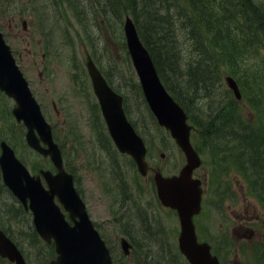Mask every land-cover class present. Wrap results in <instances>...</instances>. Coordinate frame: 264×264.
Wrapping results in <instances>:
<instances>
[{
  "label": "rangeland",
  "instance_id": "1",
  "mask_svg": "<svg viewBox=\"0 0 264 264\" xmlns=\"http://www.w3.org/2000/svg\"><path fill=\"white\" fill-rule=\"evenodd\" d=\"M98 1L102 0H94L90 5L101 11L102 5L96 7ZM134 1L139 4L138 0H108L104 11H101L103 16L99 15L92 20L88 17L84 0H53L52 5L48 4L49 0H0V26L15 51L18 65L28 79L35 97L54 129L58 143L63 146L66 166L73 172L75 184L87 204L92 220L101 226L108 227L109 232L104 228L103 234L113 249L114 258L119 264H159V252L165 246H170L173 259L184 262L177 252V239H174L179 233L177 217L156 204L148 177H141L137 174L128 158L122 157L116 150H112L113 154H111L98 142L97 135H93L88 102L94 99L90 95L91 81L86 65L81 72H73L69 65L71 58L79 64H81L80 60L87 56L91 58L106 77L124 93L130 119L151 145V167L167 173L165 175L177 173L184 166L185 157L169 133L159 130L149 115L138 89L139 82L135 71L133 68L129 69V63L131 67L132 63L128 56L126 58L125 44L121 40L126 16L135 15L137 24L142 28L147 27L145 11L142 5L140 8L137 7ZM144 1L148 0H142V3ZM255 1L259 4L264 2V0ZM116 8H118V13L117 11L114 13ZM24 22L25 31L23 30ZM50 29L55 36L51 33L46 34ZM179 40V46L186 45L184 37ZM52 42H54L53 46ZM67 43L70 46H67ZM191 48L196 52L195 48L192 46ZM232 51L236 56L235 63H227L221 67L219 90L223 97L222 101L226 102V110L222 114L228 116L234 113L240 116V120L247 117L245 119L247 125L261 127L264 114H261L262 121L258 123L254 109L264 110L262 108L264 78L256 77V75L254 77L251 71L257 70L258 74L262 70L257 64L243 66L237 48ZM43 52H46L47 56ZM186 61L183 59L184 64ZM231 78L236 79L241 85L240 91L243 98L241 97L240 101L236 100L233 92H230L232 91L229 89ZM245 78L252 79L255 92L244 85ZM80 85H86L88 96H82ZM56 101L68 104L67 111L62 112V110L58 111L59 108H54L53 102ZM195 101L196 99H193V103ZM7 108V102L3 100V95L0 93V123L5 128L3 133H7L5 130L12 123L16 128L15 133L20 135L23 128L11 118L10 123H7L3 116ZM191 115L196 118L200 116V113L192 109ZM63 119L65 124L62 123ZM193 124L197 130L196 147L202 154L204 163H207L209 168L212 167L213 184H218L219 176L222 184L225 183L224 181H229L225 183L222 190L214 187V193H216L214 202L223 208L221 212L211 213L208 226L219 227L228 221L227 214L230 208L241 204H257L253 198L246 195V184L239 177V170L241 171L244 166L239 165L237 161L246 156H257L256 158L264 159V147L260 145L255 152L250 151L233 141L230 138L232 132L223 128L219 129L221 135L213 136L212 140L207 143L206 137H202L203 131L197 124ZM258 138L263 140L264 134H259ZM20 152L24 154L22 147H20ZM168 158L170 161L167 163ZM26 159L34 163L37 169L50 168L47 160ZM208 171L207 166H203L200 175ZM242 175L248 180L249 186H253L251 190L254 197L261 201L262 195L255 189V179L252 173L242 172ZM118 182L121 184V189ZM207 182L205 179L206 184ZM139 193L142 196V207L150 209L144 213L150 216L146 224L139 219L142 214L136 212L131 213V217L123 220L121 218L119 223L110 221V209L115 205V199L123 203V199H135ZM225 199L229 201L226 203ZM7 204L8 207L12 204L18 207L15 201L10 200ZM2 207L0 197V215ZM28 222L26 220L25 223ZM18 225L19 223L14 221L9 228L17 231ZM164 227L167 228L169 238L160 235V230ZM151 231L154 234L153 238H150ZM122 234L128 236L124 235L131 245L128 256H124L119 246ZM153 241L160 246L158 248L152 246ZM26 244L24 242V245ZM25 250L33 251L34 247L28 246ZM245 250L247 258H251L253 248L248 247ZM29 256L31 264H42L39 256L34 252Z\"/></svg>",
  "mask_w": 264,
  "mask_h": 264
},
{
  "label": "trees",
  "instance_id": "2",
  "mask_svg": "<svg viewBox=\"0 0 264 264\" xmlns=\"http://www.w3.org/2000/svg\"><path fill=\"white\" fill-rule=\"evenodd\" d=\"M191 4L199 12V19L206 22L199 25L201 59L182 68L175 64L173 52L165 48V43L153 41L148 43L147 48L165 85L185 110L190 113L194 106L193 99H197L196 108L204 107L206 113L213 112V121H216L223 117L222 113L226 110L224 106L208 110L203 105L204 101L214 99L217 94L216 49L222 40L235 31H241L243 27L245 39L264 44V2L259 4L255 0H192ZM118 91L121 92L119 89ZM262 105L264 108L263 102ZM258 113L261 115L264 110L260 109Z\"/></svg>",
  "mask_w": 264,
  "mask_h": 264
},
{
  "label": "water",
  "instance_id": "3",
  "mask_svg": "<svg viewBox=\"0 0 264 264\" xmlns=\"http://www.w3.org/2000/svg\"><path fill=\"white\" fill-rule=\"evenodd\" d=\"M134 61L152 110L157 115L160 123L174 132L178 129L179 123L184 121L185 116L182 110L173 103L160 84L151 59L144 49L140 48ZM10 70H13V68L7 53L3 47H0V75ZM95 89L113 133H116L119 128L128 125L122 110V99L115 95L105 84L102 85L101 82L95 83ZM37 109L38 105L31 98L27 100V108L23 111L22 116L30 129L37 122ZM16 114L19 115L20 112L17 111ZM123 149L125 150V148ZM1 165L6 183L25 173V169L17 161L10 166L8 161L5 160L1 162ZM92 234L95 236L93 231ZM96 244L97 242L89 234L83 233L76 244L70 247L69 250L75 258L79 259L80 263L93 264L91 260L87 259L85 249L92 248Z\"/></svg>",
  "mask_w": 264,
  "mask_h": 264
},
{
  "label": "bare ground",
  "instance_id": "4",
  "mask_svg": "<svg viewBox=\"0 0 264 264\" xmlns=\"http://www.w3.org/2000/svg\"><path fill=\"white\" fill-rule=\"evenodd\" d=\"M225 2V1H224ZM49 5H52L53 4V0H49V3H48ZM229 4V3H228ZM226 5V4H225ZM226 7V6H225ZM56 9H57V7H55ZM225 10V9H224ZM223 10V11H224ZM117 13H118V11H117ZM237 13V12H236ZM207 14V13H206ZM140 16V15H139ZM112 17V16H111ZM64 21H62V23H63ZM218 23V22H217ZM58 24H60V23H58ZM209 24V23H208ZM206 27V26H205ZM212 29H215V28H212ZM155 48V47H154ZM172 55V54H171ZM169 60V59H168ZM164 63V62H163ZM168 63V62H167ZM240 64V63H239ZM162 65V64H161ZM206 65V64H205ZM209 66V65H208ZM229 66V65H228ZM188 68V67H187ZM225 68V67H224ZM165 71V70H164ZM204 73V72H203ZM213 73V72H212ZM252 77V76H251ZM255 79V78H254ZM168 82V81H167ZM208 82V81H207ZM212 84H213V82H212ZM210 87V86H209ZM247 87V86H246ZM205 88V87H204ZM136 90V89H135ZM202 90V89H201ZM141 95V94H140ZM188 95V94H187ZM189 96V95H188ZM208 97V96H207ZM210 98V97H209ZM190 100V99H189ZM195 100V99H194ZM185 102V101H184ZM191 105V104H190ZM263 106V105H262ZM137 114V113H136ZM230 133V132H229ZM224 134V133H223ZM221 135V134H220ZM223 136V135H222ZM221 136V137H222ZM220 137V136H219ZM220 137V138H221ZM225 139V138H224ZM227 141V140H226ZM239 149H241V148H239ZM188 152L189 153H191V150H188ZM258 152V151H257ZM245 153V152H244ZM252 154V153H251ZM263 154V153H262ZM255 155V154H254ZM257 157V156H256ZM161 244V243H160ZM166 247V246H165ZM25 249V248H24ZM145 253V252H144ZM146 255V254H145ZM152 256V255H151ZM176 264H181V263H179V262H175Z\"/></svg>",
  "mask_w": 264,
  "mask_h": 264
}]
</instances>
